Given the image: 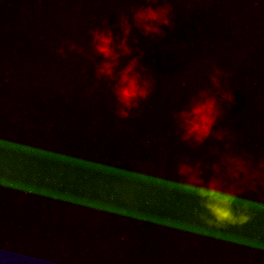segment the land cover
<instances>
[{"label":"clouds","instance_id":"clouds-1","mask_svg":"<svg viewBox=\"0 0 264 264\" xmlns=\"http://www.w3.org/2000/svg\"><path fill=\"white\" fill-rule=\"evenodd\" d=\"M142 3L147 6L131 10V24L127 16L121 18L118 24L121 31L119 37L114 36L111 28L107 26V20L102 22V27L94 28L90 32L91 48L96 56L103 58L96 68V77L98 80L106 77L113 82V94L118 105L117 114L121 117H127L130 110L138 106V101L149 95V80L144 75L148 70L140 64L144 53L139 48L135 49L139 55L132 57L120 71H115L120 58L131 56L134 51L128 45V37L133 25L145 37H163L165 33L162 31V26H172L171 0H142ZM152 5L158 6L152 7ZM133 43L137 41L133 40ZM72 47L74 48L75 45ZM58 52L63 55V49H59ZM223 76L224 74L218 68H213L209 74V80L216 92L209 88L200 90L191 98L187 108L174 114L182 141H194L199 145L213 135L215 122L223 114L217 97L219 96L220 101L232 99L229 93L221 91L220 78ZM215 138L217 141L224 140V136L219 133ZM229 147L230 144L225 143V148ZM222 163L228 166L227 171L233 178H239L241 174L245 179L249 178L247 161L236 157H226ZM213 167L219 171L218 166ZM261 167L264 168V164H261ZM180 171L185 173L191 169L187 165H181ZM180 183L184 190L195 193L199 198L200 207L203 209L200 218L210 225H243L252 218L249 204L244 201L234 208L237 194L231 189L220 187L218 181L213 180L204 184L189 179Z\"/></svg>","mask_w":264,"mask_h":264}]
</instances>
